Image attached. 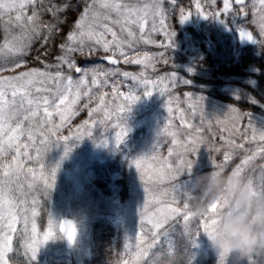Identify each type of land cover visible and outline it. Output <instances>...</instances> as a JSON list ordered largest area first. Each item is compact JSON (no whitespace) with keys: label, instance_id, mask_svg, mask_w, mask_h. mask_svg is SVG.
Wrapping results in <instances>:
<instances>
[{"label":"snow or ice","instance_id":"obj_1","mask_svg":"<svg viewBox=\"0 0 264 264\" xmlns=\"http://www.w3.org/2000/svg\"><path fill=\"white\" fill-rule=\"evenodd\" d=\"M207 7L213 11H201V4L196 0L199 16L221 23L225 22L221 17L242 18L238 29L240 38L264 47V0H251V3L247 0H223L222 10H215L216 0H211ZM177 11L180 23L192 16L179 7L177 0H0L3 31V41L0 42V264H15L13 257L19 255L16 240L23 249L25 264H34L40 248L56 238L58 232L70 243L75 242L76 226L71 221L58 223L50 213L47 228L41 232L37 224L40 216L37 200L33 197L29 203L28 199L36 183L35 170L28 165H40L44 194H50L55 187L60 163L45 168V154L53 146L63 143L66 157L71 151V141L80 142L85 137H93L92 129L96 125L106 128L114 111L117 122L112 127L120 129L115 132V141L121 143L128 131L124 123L127 113L141 98L138 93L145 97L153 93L167 96L165 108L169 118L158 136L170 137L171 146L167 157L157 154L151 157V164L143 156L131 161L139 173L145 200L139 210L140 231L134 240L126 237L125 259L121 264H135L136 256L144 248L174 252L168 225L181 219L185 233L192 232L191 222L199 216L203 232L209 236L212 234L218 213L227 205L217 201L198 215L192 209L187 192L192 183L194 164L190 157L208 142L201 129L188 123L183 113L181 127L173 126L171 105L179 104V98L173 97L170 89L180 81L177 73L172 71L155 80L147 75L149 68L155 71L156 63H169L165 56L167 50L174 47L175 32L168 21ZM13 13H16L14 17ZM245 21L257 27L260 39L246 30ZM153 34L165 37L167 43L158 45L165 52L155 55L140 53L138 46L141 43L156 44ZM133 52L136 54L132 55ZM101 53L111 65H118L122 59L125 64L141 66L142 71L137 74L121 72L119 68L104 71L99 66L92 69L78 66L79 59L87 60ZM172 67L175 68L174 65ZM73 70L80 74L78 79L72 76ZM117 75L134 84L129 85L126 92H121L115 82L108 84V79ZM109 86L115 94L113 102L121 100L115 110L110 108L108 94L100 91ZM185 95L189 97L192 114L199 110L203 117L204 109L200 105L204 97L193 98L191 93ZM251 102L256 101L252 99ZM84 110H87L89 119L78 125L73 135H63L61 130L71 118ZM99 113H103V119L93 120ZM55 117L59 118V123ZM245 117L249 127H253L250 113H243L236 107L229 108L226 121L231 123L230 137L240 132L239 125ZM256 140L253 127L252 141ZM241 141L236 143L228 138L221 147L208 144L209 151L223 150V161L219 164L213 162V167L225 171L236 150L251 152L232 170L247 177L248 166L258 158L264 160V131L259 133V144L255 150L245 148L249 141L243 133ZM99 142L106 143V140L99 139ZM185 174L189 179L181 183L179 178ZM252 180L258 182L264 191V175ZM19 224H23V229L17 227ZM18 232L20 236L16 237ZM217 264L237 262L230 255L219 254ZM246 264H264V258L253 256Z\"/></svg>","mask_w":264,"mask_h":264},{"label":"rangeland","instance_id":"obj_2","mask_svg":"<svg viewBox=\"0 0 264 264\" xmlns=\"http://www.w3.org/2000/svg\"><path fill=\"white\" fill-rule=\"evenodd\" d=\"M199 2L201 4V11L205 13L213 11V9H208V11H205L206 9H204L206 3H210L211 0H199ZM247 2L251 3V0H247ZM216 3V10H222L223 0H216ZM248 11L250 13V21L251 9L249 8ZM185 12H190L192 15L191 18L184 23H180L178 18L177 21L181 28L185 29L188 27V31L180 38L175 34L173 39L174 47L167 50L168 58L175 61L174 63L168 64H170L171 67L174 65L175 68L172 67L173 69L165 72V74H157L158 64L162 63L158 62L156 63L155 71L149 68L147 70V75L155 80L157 77H163L172 71L177 73L180 81L176 83L174 89H170L173 97L179 98V104L173 103V105H171L173 112L170 118L173 121L174 127H181L180 119L181 114L183 113L184 119L188 123H192L195 127L200 128L202 133H208L211 142L215 143V139H219V147H221L228 138L234 139L235 141L238 140V142L241 143V133H243L246 136L247 141H249L245 143V148L255 150L254 148H257L259 144V133L260 131H264V120L249 117L256 130L257 136V140L252 141L253 127H249L247 117L239 125L240 132L235 133L230 137V132H232L231 123L226 121V114L231 107L230 105L203 96L204 102H201L200 105V107L204 109L203 117H201L199 110L195 115L192 114V111L189 108V97L185 94L191 93L193 98H198L202 94L186 89L187 87H195L199 85L197 82L188 79V75H192L195 72L192 70L190 64H193V61H195L196 58H201L202 54L195 49L193 44L190 43V39L188 38L191 37L189 29L194 31V29L197 30L201 28V25L206 26L207 19L198 15L196 0H192V7L185 10ZM12 15L14 17L16 13H13ZM4 18L7 19V16ZM222 18H225L224 23L212 19L222 25L218 27L219 30L215 33H217L218 37L220 34L229 37L231 39L229 47H232L235 43L237 44V34L239 32V26L242 23V18H233L231 16ZM244 26L247 30L253 33L254 38L260 39L258 29L255 25L245 21ZM152 39L156 41V44L141 43L138 46L140 53L148 52L155 55L165 52L164 48L158 47L161 43H167L165 37L162 34H153ZM234 52V57H236V50H234ZM211 53H213V51H211ZM131 54L135 55L136 53L133 52ZM102 56L103 54L101 53V57ZM157 59L159 60V57H157ZM90 63L91 59L88 58L78 66L85 68L83 64L90 65ZM120 63L124 64V67L126 65L136 67V70L134 71H123L137 74L142 71V67L139 65L125 64L122 59L120 60ZM99 67L104 71L111 69L110 67ZM86 68L92 69L91 66ZM189 69L192 71H189ZM72 76L74 79H78L80 74L73 70ZM121 77L124 81L128 82V87L129 85L134 84L133 81L126 80L123 76ZM184 81H190V83L185 84L183 83ZM204 88L206 90L210 89L209 86H205ZM218 91L232 97H236V94L238 93L237 89H232L230 86L218 88ZM138 94L141 95L140 100L133 105L131 111L127 113L124 123L128 131L121 143L117 144L115 141V132L120 129H114L112 127V124L117 122V113L114 111L112 121L106 128L96 125L92 129L93 137H85L80 142L71 141V151L66 157L64 156L65 149L63 143L53 146L45 154L43 160L45 168L48 166H55L58 162L60 163V167L56 174L55 187L51 190L50 194H44V188L40 179V165L37 163H30L28 165V167L35 170L36 181L35 187L30 190L28 199L29 203H31L33 197L37 200L38 210L40 211V216L37 218V224L41 232L47 228L48 213H50L58 223L60 219L64 217L72 219L77 227L78 233L72 250L67 251L64 249L62 236L58 232L56 238L49 240L40 248L37 260L34 262L35 264H84L87 261H91L94 256V254H92V248L94 247L92 229L93 225L98 221L111 222L115 227L120 228L124 240L121 259L122 261L125 259L124 245L126 237L128 240H134L137 233L140 231L139 210L143 206L145 200V192L139 178V173L135 166L131 164V161L143 156L147 159V163L151 164L153 163L151 157L157 154L167 157L168 148L171 146L169 143L171 139L170 137L164 136L163 134L158 136V133L163 129L164 125L167 124L169 118L165 108L167 96L164 97L158 93H153L152 96L145 97L141 93ZM114 95L115 94L112 92L107 96L110 108L113 110H115L121 103L120 99H116L113 102ZM73 118L74 117H72L61 130L63 135H73L77 131V126L84 120L89 119L87 115L84 120L80 121L77 125L72 126L66 132L67 126ZM54 119L59 123L58 117H55ZM92 119L97 121L103 119V113L95 115ZM213 128H215V130H213ZM99 139H105L106 143L99 142ZM131 140L142 143L141 148L136 149L134 153L129 152L131 148L129 141ZM157 143L159 145L158 147H156ZM204 150L205 149L201 146L198 152L190 157L194 160L191 179L196 176L198 172H196V170H198V168L200 169L202 163L208 164V167L211 165L210 160H206L205 155L202 154ZM245 154L246 156L251 155V152H245ZM32 155L35 156V152H33ZM115 155H120L124 159H127L128 169L130 170L129 186L131 188V196L124 206L120 205V200L116 194L117 187L114 185V178H112L105 187H99L95 182H92L95 174L90 171L96 161L112 160ZM222 161L223 156L221 162ZM261 166H264V161L258 166L259 169L256 170L258 171L257 175L259 176ZM245 175L249 177V171H246ZM188 179L189 176L187 174L182 175L179 178L181 183ZM103 189L107 193H104ZM181 221L183 225V220L181 219ZM199 225L200 219L199 216H197L191 222L192 232H184L186 236H188L194 260H196V264H207V260L213 259L214 261H212V264H217L218 253L213 249L208 235L203 232L202 227ZM17 227L23 229V224H19ZM19 236L20 233L18 232L16 237ZM15 247L20 257L25 261L23 249L20 247L19 240L15 241Z\"/></svg>","mask_w":264,"mask_h":264},{"label":"trees","instance_id":"obj_3","mask_svg":"<svg viewBox=\"0 0 264 264\" xmlns=\"http://www.w3.org/2000/svg\"><path fill=\"white\" fill-rule=\"evenodd\" d=\"M217 4V3H216ZM179 7L184 8V1L178 3ZM219 6V5H218ZM209 9V8H208ZM216 10V9H215ZM30 14V13H29ZM178 11L177 14L170 18L168 23L172 26V30L176 36L180 38L183 34L187 33L188 27L183 29L178 25ZM222 18V17H221ZM222 26L211 18L207 19L206 26L201 25V28L194 31L189 29L191 37H188L190 43L193 44L195 49L202 54L201 58H196L193 64H190L192 70L195 71L192 75H188V79L197 82L199 85L195 87H187L191 91L202 94L201 96L218 100L231 107L238 108L243 113H250V117L264 120V47L256 44L255 46H249L240 48L235 43L234 46L229 47L231 39L225 35L217 32L218 27ZM3 41L2 25H0V42ZM236 50V57L235 52ZM213 51V53H211ZM101 54H94L91 57L90 65L83 66L94 68L96 66L110 67L111 69L119 68L123 70H136L135 66L119 63L116 66L106 64L100 60ZM169 56H165V59L169 63H174V60H170ZM85 60L79 59L78 65L82 64ZM199 67V68H198ZM157 74H165V72L172 70L170 64L159 63ZM198 68V69H197ZM115 82L121 92L128 90V82L124 81L120 75L110 77L108 84L111 85ZM209 86L210 89L206 90L204 87ZM223 86H230L232 89H237L238 93L236 97H232L223 92H219L218 88ZM100 91L107 94L112 93L111 86L101 89ZM237 97H240L237 99ZM256 102L253 103L251 100ZM95 107V103L92 105ZM87 117V110L81 111L70 124L67 126L66 132L72 126L77 125L80 121ZM246 118V117H245ZM215 130V128H213ZM65 132V131H64ZM206 141L202 148L205 150L202 154L205 155L206 160H210L211 165L202 163L200 169L196 170V175H201L212 170L213 162L219 164L223 156V150L221 152L209 151L208 144H214L219 147V139H215V143L210 141V136L207 132L203 133ZM236 143H239L238 140ZM130 153H134L136 149H140L142 143L133 140L129 141ZM256 149V148H254ZM128 152V153H129ZM244 151L236 150L233 159L227 165L225 172L232 171L234 166L240 163V160L245 157ZM264 160L259 158L251 163L246 171H249V177L258 179L256 170L258 166ZM90 169V168H89ZM95 174L92 182L96 183L99 187H105L107 183L114 178V185L116 188V194L120 200V205L124 206L131 196V188L129 186L130 170L128 169V161L120 155H115L112 160L96 161L90 169ZM248 173V172H247ZM184 179V178H182ZM104 193H107L103 189ZM210 204H205V209ZM194 210V209H193ZM170 231L171 240L174 247V252L178 257V264H196V260L192 255L191 247L189 244L188 236L183 231L182 221H175L168 225ZM93 240L94 247L92 248V254H94L91 261H87L84 264H121V253L123 247V238L120 228L115 227L111 222L98 221L93 225ZM15 264H25V261L20 255H14ZM213 259L207 260V264H212ZM35 264V263H34ZM246 264V262H245Z\"/></svg>","mask_w":264,"mask_h":264},{"label":"clouds","instance_id":"obj_4","mask_svg":"<svg viewBox=\"0 0 264 264\" xmlns=\"http://www.w3.org/2000/svg\"><path fill=\"white\" fill-rule=\"evenodd\" d=\"M260 175H264V166ZM187 192L192 209L198 215L204 212L206 202L219 201L227 205L218 213L215 229L208 235L218 255H230L237 264H245L253 256L264 258V191L258 182L213 167L192 178ZM135 264H178V257L175 252L144 248L136 256Z\"/></svg>","mask_w":264,"mask_h":264},{"label":"water","instance_id":"obj_5","mask_svg":"<svg viewBox=\"0 0 264 264\" xmlns=\"http://www.w3.org/2000/svg\"><path fill=\"white\" fill-rule=\"evenodd\" d=\"M246 30H247V29H246ZM247 31H249V30H247ZM249 32H250V31H249ZM255 44H256V43H253V42L248 41V40H242V39L240 38V35H239V32H238V45H239L240 47L244 48V47H248V46H254ZM100 59H101V61H103L104 63L109 64L108 61L105 60V59L103 58V56H102ZM109 65H111V64H109ZM112 66H116V65H112ZM63 221H72V222H74L72 219H70V218H68V217H64V218H61V219H60L59 223H62ZM60 234H61L62 239H63V246H64L65 250L70 251V250L73 248L74 243H70V242L67 240V238H66L62 233H60Z\"/></svg>","mask_w":264,"mask_h":264},{"label":"flooded vegetation","instance_id":"obj_6","mask_svg":"<svg viewBox=\"0 0 264 264\" xmlns=\"http://www.w3.org/2000/svg\"><path fill=\"white\" fill-rule=\"evenodd\" d=\"M184 1V9L187 10V9H190L192 7V0H177L178 3H182ZM207 3H206V6L204 9H206L205 11H208V7H207ZM208 13V12H206Z\"/></svg>","mask_w":264,"mask_h":264}]
</instances>
